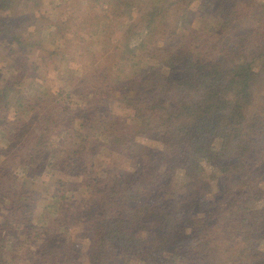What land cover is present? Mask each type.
<instances>
[{
    "label": "trees",
    "instance_id": "obj_1",
    "mask_svg": "<svg viewBox=\"0 0 264 264\" xmlns=\"http://www.w3.org/2000/svg\"><path fill=\"white\" fill-rule=\"evenodd\" d=\"M43 1L0 0V39L7 42L11 57L5 73L14 71L0 80V264H6L7 251L17 256L12 245L19 243L20 231L28 234L24 248L44 234L42 240L52 242L34 250L43 264H83L73 254L78 243L59 232L66 234L76 222L90 232L85 264H109L114 250L122 257H139L143 264L253 260L263 228L233 225L234 216L219 215L224 203L216 204L214 214L209 209L196 215L194 205L202 207L205 194L198 189L194 198L189 193L197 189L171 190L165 181L179 166L196 167L209 159L217 137L221 166L216 169L224 173L217 197L258 193L261 178L255 176L264 163V31L239 24L229 0H50L54 13L35 15ZM193 8L200 15L210 13L217 24L194 30ZM20 10L30 12V22H16ZM32 23L36 35L28 30ZM90 34L104 48L97 52L102 60L88 67L84 60L99 58L92 57ZM214 34L232 37L231 47L220 45V53L210 50L209 36ZM60 40L82 43L63 46ZM32 53L30 67L26 55ZM49 65L61 84L42 80L41 67ZM135 66L140 70L133 71ZM78 75L88 82L72 85ZM115 89L120 91L114 98L119 106L133 112L124 115L127 111L120 110L111 119L107 104L97 98L102 93L108 100ZM211 102H218L214 122L201 127L200 114ZM137 134L147 138L134 139ZM151 138L158 143L145 142ZM104 145L128 154L138 150L142 168L106 181L95 178L99 182L89 181L91 189L78 197L67 193L72 189L47 182L44 191L30 194L26 189L25 178L41 181L49 161L68 177H83L85 156ZM40 194L47 202L38 216L52 220L56 230L49 232L47 224L38 225L33 218V198ZM259 217L264 221V214ZM150 223L166 233V240L152 236ZM232 227L233 236L224 230ZM143 229H148L146 235L140 234ZM6 232L14 236L9 246Z\"/></svg>",
    "mask_w": 264,
    "mask_h": 264
},
{
    "label": "rangeland",
    "instance_id": "obj_2",
    "mask_svg": "<svg viewBox=\"0 0 264 264\" xmlns=\"http://www.w3.org/2000/svg\"><path fill=\"white\" fill-rule=\"evenodd\" d=\"M62 0L59 1V3ZM229 3L231 4L232 10L235 13L236 16V21L244 26H251V27H257L258 31L262 32L264 31V0H229ZM41 7L39 11L33 12L35 15H38V12H46L44 13L45 15H52L54 11L51 10L53 7V4H50V0H45L43 3H41ZM228 9V6H227ZM56 10V8H54ZM57 11V10H56ZM87 11V4L84 7V12ZM82 13V11L79 12L80 15H83V18L86 17V15ZM191 28L194 30L197 29L198 27L202 26L206 29H209L210 26L216 25L217 21L214 18L213 15H211L208 12H203L202 15L193 8L191 11ZM16 22L20 25L19 22L26 20L27 22L31 21V14L30 12H27V10H20L17 15ZM81 18V17H80ZM86 20V19H85ZM91 20V19H90ZM90 20L85 22V28L88 30L91 25H90ZM101 22V21H100ZM29 29H32V32H34V35H36L35 32V27L36 24L32 23L28 25ZM190 28V29H191ZM201 31V27L199 28ZM88 32V31H87ZM94 32V31H93ZM100 35V34H99ZM90 36V42L88 44L89 47H91V51L93 52L92 57L96 58L99 56V58L95 60H90L86 61L84 60V64H87L88 67L94 65L96 62L102 60L103 56L99 53L100 50L104 48V43H96L95 41H99L97 37ZM102 37V36H99ZM230 38V39H227ZM64 46V44H70V46H74L77 43H82L79 42V40H76V42H68L67 40H60ZM231 43H233V38L232 37H224V38H217V36L210 35L209 36V49L213 50L214 52L220 53L221 46L222 48L229 49L231 46ZM221 45V46H220ZM87 46V47H88ZM95 48V49H94ZM8 50L7 48V42L5 40L0 39V80L6 78L8 75L11 76L14 74V71H10L12 68L8 69L10 72L5 73V68H7V65L11 63V57L6 53ZM99 52V53H97ZM34 54H29L26 55L27 62L29 63V66H32V58ZM21 56H18V61L19 63L22 61ZM36 64H39L40 61L37 59L35 60ZM232 62H236V58H232ZM24 62L22 61V64ZM94 63V64H91ZM155 63V62H151ZM95 68L96 71H95ZM133 71H139L140 67L135 66L131 67ZM99 68L94 67V73L99 74ZM41 72H42V80H45L47 82H53L57 85L61 84V81L58 77H55V73L53 72L51 66L49 67H41ZM9 73V74H8ZM82 76L78 75L72 85H79L85 84L84 82H88L85 80V78L80 79ZM83 80V81H82ZM65 87L67 88H72L71 84H66V82L63 83ZM33 86V85H32ZM100 89V87H98ZM120 91L118 89L114 90V93H111L113 96L110 95V99L107 100V97L103 96L101 93L100 96L97 99H101V103L103 101L102 105L107 104V108L109 109L107 118H111L115 113H123L125 110L127 111L124 115H127L128 112H133L131 109H128L125 107H120L117 101L114 99L117 94H119ZM74 99V97H73ZM112 101H115V103H112ZM10 102H12V99H10ZM110 102V103H109ZM109 103V104H108ZM121 110V112H120ZM218 110V102H211L209 106L201 112L200 114V125L201 127H207L210 126L214 122L215 115ZM105 108L103 109V118H106L105 116ZM102 116V115H101ZM112 119V118H111ZM106 122H108L107 119H105ZM145 136H141L139 138V134L136 135V137H133L134 139H140L141 141H144ZM153 137V135H152ZM100 137H98L99 139ZM147 138V137H145ZM147 140V139H146ZM148 144H155L158 143V141L154 138L149 139L148 141H145ZM220 144V139L215 137L212 140L211 143V157L207 160H203L199 163V166L197 165L196 167H192L189 164H183L179 166L176 170L172 171L171 173L169 172L167 177H166V185L169 189L173 190H180V191H185L188 190L190 187L193 189H197V192H190L189 194L195 196L198 194V189L200 193L204 196L205 199H203V205L200 207V205H194V210L193 212H196V215H202L205 212H207L209 209L211 210V213L213 211V214L217 211L216 204L218 203H224L222 206V209H224L219 215L225 217L227 214L230 216H234V224L239 225L240 227L241 224V229L246 230V229H252L253 227L256 228H263L264 229V221L262 220L259 215L264 214V163L258 168L256 171V174L259 176H255L256 178H261L257 182L259 184L258 188V193L255 194L254 191H252L249 194H246L242 196L241 198L237 197L238 192L234 193V195H228V197H231L230 199L226 198V195L224 196L222 194L221 197H217L218 191L221 190V186L223 183L222 176L224 173L217 171V167L221 166V161L217 158V152ZM129 152H125V150L122 151V149L111 147L109 145H104V146H99L96 147L95 150H92L91 152L87 153L88 155L85 156L86 161H87V167L83 169V177H74L73 175L71 176H66L65 174L60 172V168L55 167L54 165L50 164L51 161L47 162L46 167L43 169V173L41 174V181L39 180H33L31 182V178L27 177L26 182H25V187L26 189L30 192L32 190H36L38 192L44 191L45 189V183L47 182L49 186H56L58 188H61L63 185V188L66 190L72 189L71 191L67 192L68 194L72 193L75 194L73 196L78 197L77 195H80L83 190L89 191L91 189L89 185V181H94V182H99L98 180H95V178H103L104 180L107 178H112L116 174L123 173L127 176L128 173H130L132 170H135L136 168H142V160H144L143 157H140L138 150H134L133 152L131 151V154H128ZM6 161H10L9 158H6ZM54 166V167H53ZM49 168H53L50 170ZM74 174V173H73ZM103 180V181H104ZM74 181V183H73ZM106 181V180H105ZM82 186V187H79ZM224 186V184H223ZM230 188V187H229ZM237 188V187H235ZM220 189V190H219ZM235 190V189H233ZM254 190V189H253ZM29 194V193H28ZM195 194V195H193ZM34 195H37V193H34ZM71 195V194H70ZM202 197V196H201ZM47 202V196L40 194L37 198L35 196L33 198V210H34V215L33 218L35 221H37L38 225H46L47 224V229L49 232L51 230H56V226L52 225V220H48L45 217H39V213L45 212V203ZM238 204L240 207H238ZM29 206V202H27V205L25 209L27 210ZM1 208V206H0ZM0 210V222H2V214ZM48 212V210H47ZM211 214V215H213ZM248 218V221H245L243 223V220L240 218ZM213 218V216H212ZM245 220V219H244ZM12 221V219H10ZM14 222L17 221L16 219L13 220ZM12 221V222H13ZM263 223L261 224V222ZM156 221H154L155 223ZM84 223V222H83ZM21 222H20V227H21ZM83 224L82 222H76L75 224H72L69 227V231L65 232L63 230H59L60 235H65L66 239L68 241L72 242H77L78 243V248L73 251L74 257L78 260V262H81L85 264L89 260V252L91 250V245H90V232L85 233L82 231ZM152 236L157 237L161 240V238L164 237V240H166V233L161 231L155 224L150 223V228H149ZM233 227L230 229L226 228L224 230H228V233L230 234L231 231H233ZM137 232V231H136ZM148 232V229H143V231L140 232L141 235H146ZM262 236L258 237L259 238V245L256 250V257L248 261L246 263H242L241 261H234L230 262L228 261L227 264H264V230L261 231ZM6 239L5 243L7 246L9 244L11 245V242L13 241V234L6 232L3 234ZM27 233H18V239L19 243H15L12 245L14 247V251L16 252L17 256H12L11 252H5V260L6 264H43V261L40 259V254L39 252H35L34 250L38 248V246L45 245V246H51L52 242H47L45 243L44 240H42L46 234L42 236V238L37 241V243L31 242L28 247L24 248L25 244L27 243L26 241V236ZM53 234H47V236H52ZM231 236L233 234L231 233ZM59 243V242H58ZM68 244V242H67ZM44 247V246H43ZM46 249V248H45ZM30 250V251H29ZM33 250V252H31ZM169 252H172L171 249H169ZM177 251L183 253V249L176 248ZM76 251V253H75ZM112 254H116V256L112 257L110 259L109 264H143V261L138 257H129L126 258L125 256L122 257V255H119L116 253V250L113 251ZM15 257V258H14ZM179 259V258H178ZM188 260H191L188 258Z\"/></svg>",
    "mask_w": 264,
    "mask_h": 264
},
{
    "label": "clouds",
    "instance_id": "obj_3",
    "mask_svg": "<svg viewBox=\"0 0 264 264\" xmlns=\"http://www.w3.org/2000/svg\"><path fill=\"white\" fill-rule=\"evenodd\" d=\"M200 238L203 239V234L202 233L200 234Z\"/></svg>",
    "mask_w": 264,
    "mask_h": 264
}]
</instances>
